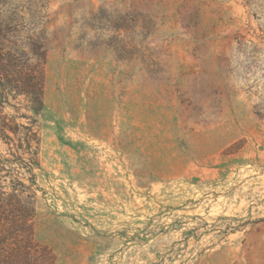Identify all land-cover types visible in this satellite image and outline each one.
<instances>
[{
    "label": "rangeland",
    "instance_id": "rangeland-1",
    "mask_svg": "<svg viewBox=\"0 0 264 264\" xmlns=\"http://www.w3.org/2000/svg\"><path fill=\"white\" fill-rule=\"evenodd\" d=\"M0 33L46 52L43 109L10 97L0 154L35 133L54 264H264V0H0Z\"/></svg>",
    "mask_w": 264,
    "mask_h": 264
},
{
    "label": "trees",
    "instance_id": "trees-1",
    "mask_svg": "<svg viewBox=\"0 0 264 264\" xmlns=\"http://www.w3.org/2000/svg\"><path fill=\"white\" fill-rule=\"evenodd\" d=\"M5 35L0 33V137L7 143H12V136L18 135L19 125L12 124L4 112L10 97L24 94L31 102V108L38 113L43 109L46 52L43 43L36 42L28 53L17 57L6 50L3 43ZM26 55V57H25ZM32 63H29L31 62ZM264 67V48L259 47V71ZM255 112L264 119V73L259 77V104L254 106ZM24 138L18 139V146L26 144L29 157L11 152V156L0 154V251L5 250L9 240L10 245H16L17 255L0 254V264H54L52 250L35 239L34 221L36 208L31 189L37 186L34 168L40 165L38 152L32 149L35 133L28 127ZM20 169H25L29 175L28 184L19 176ZM10 178V185H3V180ZM11 192L7 193L6 189ZM8 194L9 196L4 198ZM25 196V198H23Z\"/></svg>",
    "mask_w": 264,
    "mask_h": 264
}]
</instances>
